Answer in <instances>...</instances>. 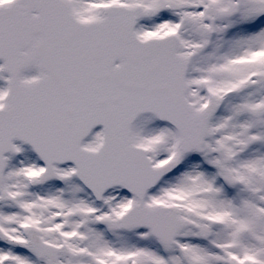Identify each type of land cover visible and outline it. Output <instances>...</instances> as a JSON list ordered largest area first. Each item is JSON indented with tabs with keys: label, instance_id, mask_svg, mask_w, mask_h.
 I'll list each match as a JSON object with an SVG mask.
<instances>
[{
	"label": "snow or ice",
	"instance_id": "6c2138e0",
	"mask_svg": "<svg viewBox=\"0 0 264 264\" xmlns=\"http://www.w3.org/2000/svg\"><path fill=\"white\" fill-rule=\"evenodd\" d=\"M0 264H264V0H0Z\"/></svg>",
	"mask_w": 264,
	"mask_h": 264
}]
</instances>
